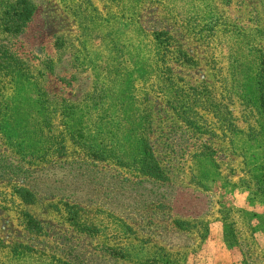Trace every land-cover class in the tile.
<instances>
[{"label":"rangeland","instance_id":"374dc122","mask_svg":"<svg viewBox=\"0 0 264 264\" xmlns=\"http://www.w3.org/2000/svg\"><path fill=\"white\" fill-rule=\"evenodd\" d=\"M31 1L21 33L0 27L14 58L0 57V264H264V117L245 77L264 57V0ZM158 31L190 62H164ZM141 137L165 180L138 172Z\"/></svg>","mask_w":264,"mask_h":264},{"label":"trees","instance_id":"16d2710c","mask_svg":"<svg viewBox=\"0 0 264 264\" xmlns=\"http://www.w3.org/2000/svg\"><path fill=\"white\" fill-rule=\"evenodd\" d=\"M35 10V5L31 0H15L12 3L7 4L6 7L3 8V10L0 11V27L7 33L10 34H19L23 31L26 22L30 19V17L33 15ZM153 39L156 41V43L159 45L160 49V55L161 59L166 62L167 58L170 57L175 60L176 56L182 57V60L184 62H190V58L188 55L182 50L180 45H176L175 40H173L172 35H170L167 31H158L154 33ZM259 56L263 58L260 63V67L256 69V72L253 75L245 76L247 79V87L249 88V91H251L252 98L255 101V106L260 112H262V115L264 117V57L261 51H259ZM0 57L3 59L8 60H14L9 55H7V52L4 51V49H0ZM16 63V62H15ZM183 63V62H182ZM18 63L15 65L17 66ZM162 70V79L167 80V77H163L164 74H166L167 71L170 70V67L165 63L163 65ZM30 78H32L30 76ZM170 83V81H169ZM249 84V85H248ZM167 85L164 84L160 85V96L165 101V103L173 108V103L168 101L167 93H178L180 89L178 88H167ZM246 86V85H244ZM65 103H63L64 105ZM48 106V107H47ZM46 109H50V103H47ZM43 105L39 106V109H41ZM45 108V107H44ZM69 106L64 105L62 106V124L63 129L66 133V136L68 135L72 141L73 138L78 140L77 138L82 136L80 131L78 129H74L70 127V122L73 124H77V121L73 120L75 119L74 115L69 110ZM176 108V107H175ZM46 109H42L45 111ZM53 110V109H52ZM41 112V111H40ZM178 113H184V107L180 105V108L177 111ZM59 141V144L57 143L56 147L53 149V152H56L57 154H64L65 153V145L64 141ZM81 142V141H80ZM83 148L86 149V152L88 153V156L94 159H102L106 160V153L103 152L102 149H94L91 145L86 146L84 143H82ZM136 158H133V162L135 166L137 167L138 172L146 177L155 179V180H165L166 175L162 167L160 166L154 152L152 151L151 147L148 145L147 139L140 138V148L138 150H135ZM111 154V153H110ZM108 156V155H107ZM261 188L264 193V177H262L261 180ZM15 192L20 197V199L26 203L31 204L34 202V194L29 189L23 187V186H17L15 187ZM66 210L68 211V214L70 215V218H75L77 213L76 211L72 210L71 205L66 204ZM25 217V224L29 231L34 233H40L42 227L40 222L34 218L32 215L28 213H24ZM229 232V227H225L224 233L226 234V237L224 235L225 240L227 241V233ZM112 254L117 255L115 251H112Z\"/></svg>","mask_w":264,"mask_h":264}]
</instances>
